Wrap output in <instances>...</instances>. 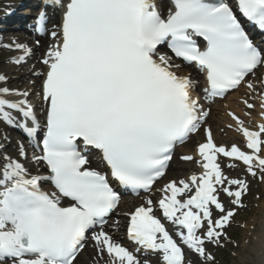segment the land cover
Segmentation results:
<instances>
[{"label": "snow or ice", "instance_id": "obj_1", "mask_svg": "<svg viewBox=\"0 0 264 264\" xmlns=\"http://www.w3.org/2000/svg\"><path fill=\"white\" fill-rule=\"evenodd\" d=\"M51 14L58 21L48 32ZM35 25L53 41L40 74L43 124L31 99L36 93L0 86V122L37 146L42 141V153L31 161L23 144L16 157L0 147V264H89V240L92 264H142L104 230L121 203L112 181L137 196L152 192L177 145L201 130L199 160L181 157L199 163L201 173L160 189L159 209L179 227L180 243L157 218L151 198L128 213L127 236L162 255L164 264H188L187 252L215 264L208 245L230 242L227 229L251 183L226 175L220 158L264 183V88L258 93L254 83L259 78L264 85V47L250 35L251 29L264 33V0H52ZM15 48L32 55L23 44ZM185 66L203 73V100ZM242 87L245 116L259 109L262 122L250 128L229 110L227 127L235 126L244 145L218 144L208 124L212 105ZM81 146L97 150L106 170L90 167ZM40 164L47 175L39 174Z\"/></svg>", "mask_w": 264, "mask_h": 264}, {"label": "rangeland", "instance_id": "obj_2", "mask_svg": "<svg viewBox=\"0 0 264 264\" xmlns=\"http://www.w3.org/2000/svg\"><path fill=\"white\" fill-rule=\"evenodd\" d=\"M7 3L8 1L6 0H0V6L2 7L6 6ZM13 33L14 32H1L0 31V64H6V63L13 64L14 62L13 57L15 55V51L13 50V48L15 47V40L13 39V36H12ZM28 35L31 36L30 34ZM5 37L7 38V40L3 39ZM38 41L39 40H31L30 43L25 44V46L32 50V54H36L34 56L37 59H39L37 62L39 67L36 70H31L28 76L26 77L25 81H20L18 83L21 89L29 90L30 92L36 93V95L31 97L32 100L36 104H38V100H39V92H38L39 83L33 86L31 83L29 84V80L35 76L34 73L38 71L41 68V64H43L40 62H42L43 60L41 59V57L44 55V52L43 50H40V49L38 51L37 47H35L37 46ZM7 47H10V48H7ZM0 76H2L1 70H0ZM254 83H255V80H254ZM36 88L37 90L34 91ZM15 89L16 88H13V91ZM247 92H248L247 88L242 87L238 92H235L229 95L226 99H217L216 103L212 105L211 118H215L216 120L212 121L210 118L208 124L212 126L214 135L217 136L218 134V140H217L218 144H221V141L223 140L226 142V145L237 143L238 145L241 146V140L239 139L240 136L238 134L239 132L235 131V127H233V129H229L227 127L229 123L227 122L224 123V121L222 122L221 119L225 117L227 111L235 110L234 108H230L229 105H227V101L230 99L231 96H235L236 93H239L240 95L239 97L241 98H239L238 100L240 104L239 109H237V111L235 112L237 114L239 112H242L243 114H245L247 110L240 101ZM250 99L252 102H254L253 101L254 96H250ZM216 106H219L218 110L214 109ZM38 110L41 111L42 108H38ZM255 112L256 111H254L253 113ZM251 120L252 119L248 118V116L247 118H245V122L248 124L250 123ZM207 126L208 125H205V127ZM214 127L218 128L217 131H214ZM8 128L10 129V127H8L6 123L0 122V147H2L3 149H6L8 155L16 157L18 154V146L20 145V142H19L20 138L18 135L14 134ZM229 133H230V136H229ZM231 137L234 142H232ZM194 138H199L197 140L198 142L204 141L203 130H201L200 133L193 135L191 139H194ZM10 141L12 143H10ZM188 143L177 150V155H179V157L186 155L185 153L187 152L188 147H189ZM192 143L194 142L192 141ZM176 161H178L177 158L174 159L173 165L176 164ZM240 167L241 166L238 165V168L234 169L236 170L235 173H232L229 171V168L226 165V171L228 173V176L232 178H237V177L238 178H244V177L248 178L249 181L251 182L250 183V193L245 198V202H244L245 206L238 210V214L235 220L233 221L232 226H230L227 230V235L230 238V242H228L227 244L221 247H215L214 245H211V244L208 245V251H210L215 256V264H259V258L257 256L259 244H258V240L256 236L258 235V233H260L264 229L262 226V223L264 222V208L261 207V204L264 203V183L253 179L251 176H246L244 172V168L242 167L240 168ZM170 169H169V172H168V175L165 181L176 180V178L179 177V176H170V173L173 171L172 168ZM176 172L177 171L175 170L174 174ZM113 219L114 218H112L110 222L113 221ZM117 233L122 235L123 230H119ZM91 246H92L91 244L87 245L85 250L91 249L92 248ZM191 259H190V262H188V264H193V261H195L194 264H203L202 258L199 260L192 259V261ZM140 260L142 264H147V260L145 261H143V259H140ZM157 262L158 261L156 260V263Z\"/></svg>", "mask_w": 264, "mask_h": 264}, {"label": "bare ground", "instance_id": "obj_3", "mask_svg": "<svg viewBox=\"0 0 264 264\" xmlns=\"http://www.w3.org/2000/svg\"><path fill=\"white\" fill-rule=\"evenodd\" d=\"M45 1H49V0H43L42 2H45ZM50 1H52V0H50ZM165 2H167V0H165ZM52 21H53V25H51V27L54 26L55 22H57L58 20L57 21L56 20H52ZM12 36H13V39L15 41H17L18 43H20V44H29L30 41L32 40L31 37H29L28 35H26V34H24L22 32H17V33H15V35L13 34ZM49 41L51 43H53L52 37L49 34H46L45 33L40 38V42H42L41 44L43 45L42 47H44V45H46L45 47H47V50L51 46V45H48L49 44ZM14 50H15V55L13 57V60H14L13 64L12 63L0 64V70L2 71V76L5 77L6 78V81H7V83H4V84H2L0 86L9 87L12 90H13V88L20 89L21 87H20V85H18V83L20 81H25L26 77L28 76V74L30 73L31 70H36V68H38V64H37V61L35 60L34 54H32L31 56H26L25 53L16 50V48H14ZM21 57H24L23 61L21 63H17L16 61L19 58H21ZM46 70H47L46 69V66L45 65L42 66V68L40 70H38V71H36L34 73L35 76L32 77L29 80V84L31 83L33 86H35L37 83H39V87H40L41 82H42V77H41L40 74L41 73H44ZM185 72L191 73L194 79L198 75L199 76H202L203 75V73H200L198 70H196L192 66H187V69H185ZM257 83H258V86H260V87L263 86V88H264V85L261 84L260 79H258V78H257ZM206 86H207V84H206ZM36 90H37V88L34 91H36ZM198 90H199V93L198 94H201V97L204 98V95L205 94H204L203 89L199 88ZM239 96H240L239 93H236L235 96H231L230 99L227 101V105H229L230 108H234L235 109L233 111H237V109H239L240 104H239L238 100H239V98H241ZM214 109L215 110H218L219 109V106H216ZM257 110L259 112V109H257ZM238 114L240 116H242L244 119L247 118V116H245V114H243L242 112H239ZM258 116L256 115V113H253L252 116L251 117H248V118H251L255 123H257V122H260L261 123L262 122V119H261V117H260V119H258ZM211 120L212 121H215L216 119L215 118H211ZM221 121L222 122L224 121V123L225 122L232 123L230 121V118L228 116H226V115H225L224 118L221 119ZM233 127H235V126H233ZM217 129H218L217 127H214V131H217ZM214 136H215V139H218V134H217V136L216 135H214ZM229 136H230V133H229ZM196 139L197 138L191 139L190 142L188 143L189 144V147H188L189 148V151L191 150V147L193 145L192 144V141L194 142ZM231 140H232V142H234L233 139H232V137H231ZM224 142L225 141H223V140L221 141L222 144H224ZM10 143H12V142L10 141ZM195 143H196V141L194 142V144ZM34 155H39V153L35 152ZM175 155H176V158L178 159V161H176V164L173 165L174 159H172L169 167L172 168L173 171L170 173V176H180V172L182 171V169L189 170V173L194 170V168L196 167L195 164H192L191 162H186V161L181 162L179 160L178 155L177 154H175ZM97 163L100 166L99 168H102L103 167L101 165L102 162L100 160L97 161ZM29 166L30 167H35L34 161ZM90 167H93V165L91 164ZM93 168H95V166ZM175 170L177 172L174 174ZM39 171H40L39 174L47 175V171H46L45 167L43 166V164H40L39 165ZM189 173H188V175H189ZM181 176H184V175H181ZM180 177L178 179H180ZM153 188H155V185L153 186ZM45 190L52 191L49 188H46ZM144 197L146 199L151 198V194L148 195V196H144ZM143 204H144L143 203V200L140 199V198L139 199H137V198H126V197L125 198H122L121 199V203H120V208L121 209L120 210L118 209V210H116L114 212V214H113L114 219L111 222V225L106 224L105 225V228H104V230L108 231L110 234L113 235L114 239L118 240L123 246L127 247L138 258L141 257V250H143L144 253H147V254H152V253H155V252H150L149 250L142 249L139 246H138V248H134L130 242H127L126 240L124 241V239L121 242V240L119 239L120 236L118 235L117 232H115V225H117V223H118V225L121 226L122 224L119 223V221L120 222L123 221V219L125 217L127 218L128 213L134 211V209L136 207L141 206ZM154 207H157V205H155ZM261 207L264 208V203L261 204ZM154 210H156V208H154ZM262 226L264 228V222H263ZM177 238L179 239V236H177ZM256 238H257L258 244H259V249H258L259 264H264V230L261 231L260 233H258V235L256 236ZM94 251L95 250L87 249L84 252V258H85V260H88L89 264H92V261L95 259V257H94ZM187 253H189V252H187ZM194 259H196V258L194 257ZM162 261H163V258H162ZM153 263L154 264H157L156 263V260H153ZM158 264H160V262H158ZM163 264H164V261H163Z\"/></svg>", "mask_w": 264, "mask_h": 264}]
</instances>
